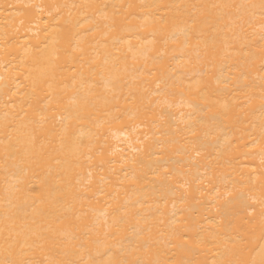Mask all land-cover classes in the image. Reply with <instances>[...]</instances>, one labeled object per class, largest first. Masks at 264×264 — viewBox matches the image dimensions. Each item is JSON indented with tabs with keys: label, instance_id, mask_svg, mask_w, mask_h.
<instances>
[{
	"label": "bare ground",
	"instance_id": "1",
	"mask_svg": "<svg viewBox=\"0 0 264 264\" xmlns=\"http://www.w3.org/2000/svg\"><path fill=\"white\" fill-rule=\"evenodd\" d=\"M0 264H264V0H0Z\"/></svg>",
	"mask_w": 264,
	"mask_h": 264
}]
</instances>
